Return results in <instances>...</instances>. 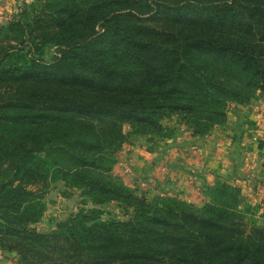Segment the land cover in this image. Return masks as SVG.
I'll list each match as a JSON object with an SVG mask.
<instances>
[{
	"label": "trees",
	"instance_id": "16d2710c",
	"mask_svg": "<svg viewBox=\"0 0 264 264\" xmlns=\"http://www.w3.org/2000/svg\"><path fill=\"white\" fill-rule=\"evenodd\" d=\"M54 49L50 60L47 52ZM264 95V0H34L0 28V249L20 264H264V221L217 182L200 208L113 176L127 141L224 126ZM94 204L39 231L43 191ZM116 203L125 219L104 218Z\"/></svg>",
	"mask_w": 264,
	"mask_h": 264
},
{
	"label": "crops",
	"instance_id": "0c3cea01",
	"mask_svg": "<svg viewBox=\"0 0 264 264\" xmlns=\"http://www.w3.org/2000/svg\"><path fill=\"white\" fill-rule=\"evenodd\" d=\"M227 116L224 126L203 138L193 137L183 127L166 145L153 150L128 146L121 151L132 173L128 177L135 181L147 177L162 194L195 206L204 198L199 192L217 182L246 187L257 196L264 186V95L249 105L232 104Z\"/></svg>",
	"mask_w": 264,
	"mask_h": 264
},
{
	"label": "rangeland",
	"instance_id": "374dc122",
	"mask_svg": "<svg viewBox=\"0 0 264 264\" xmlns=\"http://www.w3.org/2000/svg\"><path fill=\"white\" fill-rule=\"evenodd\" d=\"M33 2L34 0H0V28L8 24L14 17H18L24 9L25 5H31ZM54 51V49L48 50V60H50L51 56L54 54ZM256 98H254V100ZM253 101H251V103ZM162 124L166 129L164 130V134L170 136L174 131V137L177 133H179V130L185 127L183 121L180 119V117L177 116H173L169 119L163 120ZM132 132L133 130L130 125H123V133L126 135L127 141L123 144L121 151H123L125 148L127 150L128 146L130 145H142L145 146V148L148 150H153L157 147L166 145L167 143H165V141L169 139L158 138L152 135L143 137L141 135L133 134ZM121 151L117 153L115 157L116 163L113 167L112 172L114 178L119 179L131 189L138 190V193L147 192L149 198L158 195L167 196L165 194H162L160 190H158L159 188L155 187L154 184L149 183L150 179H146L147 177H137V181L130 179L128 177L129 175H132V173L129 171L130 166L127 164V162H125L126 157L125 155L123 156L121 154ZM127 170L129 172H127ZM233 186H236L240 189L242 198L247 203L258 207L256 220L262 223L264 221V192H262L264 191V186L259 189L257 196H251L248 192V188L246 187H240L237 185ZM43 194V200L46 205L45 212L41 220L35 225L36 229L39 231H48L55 229L56 225L59 222L67 220L68 218L76 215L80 210L91 209L95 207L94 204L83 195V192L80 189L68 187L64 181H52L49 186L44 189ZM201 200L202 202L198 203L197 206L194 205L196 208L202 207L208 201V199L205 197ZM101 209L105 211L104 218L106 219H125L123 210L119 208L116 203L101 206ZM0 264H20L19 257L15 253L0 249Z\"/></svg>",
	"mask_w": 264,
	"mask_h": 264
},
{
	"label": "built area",
	"instance_id": "2783aa9c",
	"mask_svg": "<svg viewBox=\"0 0 264 264\" xmlns=\"http://www.w3.org/2000/svg\"><path fill=\"white\" fill-rule=\"evenodd\" d=\"M261 125H262V127H263V129H264V121L261 123ZM127 172H129V171L127 170ZM149 183H151V181H149ZM145 185H146V184H145ZM199 194H200V196L203 195L201 191L199 192Z\"/></svg>",
	"mask_w": 264,
	"mask_h": 264
}]
</instances>
